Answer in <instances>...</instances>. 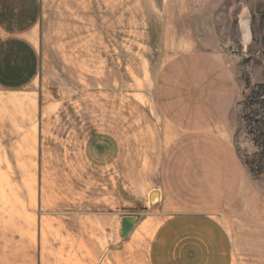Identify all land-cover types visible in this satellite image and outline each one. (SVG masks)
Instances as JSON below:
<instances>
[{
    "label": "rangeland",
    "instance_id": "obj_1",
    "mask_svg": "<svg viewBox=\"0 0 264 264\" xmlns=\"http://www.w3.org/2000/svg\"><path fill=\"white\" fill-rule=\"evenodd\" d=\"M261 91L264 0H0V264H264Z\"/></svg>",
    "mask_w": 264,
    "mask_h": 264
},
{
    "label": "water",
    "instance_id": "obj_2",
    "mask_svg": "<svg viewBox=\"0 0 264 264\" xmlns=\"http://www.w3.org/2000/svg\"><path fill=\"white\" fill-rule=\"evenodd\" d=\"M137 217H123L121 220V237L127 239L137 223Z\"/></svg>",
    "mask_w": 264,
    "mask_h": 264
},
{
    "label": "trees",
    "instance_id": "obj_3",
    "mask_svg": "<svg viewBox=\"0 0 264 264\" xmlns=\"http://www.w3.org/2000/svg\"><path fill=\"white\" fill-rule=\"evenodd\" d=\"M261 95L264 96V91H261V92L255 94V96H257V98L262 97ZM261 104H264V100H263V102H261ZM261 126H262V125H261ZM261 132H262V130H259L258 133H260V136L254 135V137H253L254 139H252L253 142H254L256 145H258L260 142L263 141V135H261ZM259 137H260V138H259Z\"/></svg>",
    "mask_w": 264,
    "mask_h": 264
},
{
    "label": "crops",
    "instance_id": "obj_4",
    "mask_svg": "<svg viewBox=\"0 0 264 264\" xmlns=\"http://www.w3.org/2000/svg\"><path fill=\"white\" fill-rule=\"evenodd\" d=\"M33 7H34V12L37 14V7H35L34 5H33ZM36 21H37V20H36ZM36 27H37V24L35 23L32 29L35 30ZM33 30H32V32H34ZM32 32H31V33H32ZM28 35H29V34H28ZM30 40H31V38H30ZM32 41H33V39H32ZM33 50H34V49H33ZM32 54H33V55H32V58H34V63L36 64L37 61H38L37 55L35 54L34 51H32ZM35 67H36V66H35ZM31 70H32V69H31ZM31 70H28V71L31 72ZM35 71H36V70H35Z\"/></svg>",
    "mask_w": 264,
    "mask_h": 264
},
{
    "label": "bare ground",
    "instance_id": "obj_5",
    "mask_svg": "<svg viewBox=\"0 0 264 264\" xmlns=\"http://www.w3.org/2000/svg\"><path fill=\"white\" fill-rule=\"evenodd\" d=\"M161 199V195L158 194L157 192L153 193L151 195V205L157 204Z\"/></svg>",
    "mask_w": 264,
    "mask_h": 264
}]
</instances>
